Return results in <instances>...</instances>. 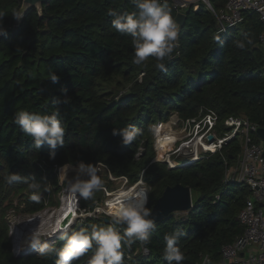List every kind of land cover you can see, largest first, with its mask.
<instances>
[{
  "label": "trees",
  "instance_id": "1",
  "mask_svg": "<svg viewBox=\"0 0 264 264\" xmlns=\"http://www.w3.org/2000/svg\"><path fill=\"white\" fill-rule=\"evenodd\" d=\"M211 2L217 9L225 0ZM20 5L21 0H0L7 32L0 36V264H55L54 255L13 253L7 212L15 208L32 215L56 205L52 195L65 182H61L59 170L79 161L105 167L101 168L107 180L104 187H109L108 174L126 177L130 185L142 180L149 209L167 186L181 184L190 187L191 197L196 193L188 211L171 213L156 223L147 244L135 241L128 247L122 242L125 264H167L162 258L164 235L177 230L183 233L178 244L185 254L182 264H199L204 254L212 263H220L223 245L243 233L238 213L250 194L246 185H223L225 163H235L240 141L235 138L220 153L204 154L185 166L181 164L187 159H181V164L170 168L155 160L151 126L167 122L173 113L182 121L195 118L202 108L218 114L217 132L229 116L264 125V45L258 39L263 25L258 15L243 13L241 23L221 34L214 15L204 5L187 11L184 25L179 26V47L166 61L167 71L161 72L154 67L153 58L134 65L131 38L111 26L108 10L131 12L134 8L128 0H47L41 17L31 8L15 26ZM167 5L175 20L177 13L170 0ZM216 35L219 41H215ZM245 36L254 44L243 50L235 48L234 41ZM50 72L60 78L58 83L50 81ZM62 89L70 98L67 103L62 102ZM55 108L60 111L65 137L64 146L50 160L49 146L36 149L13 118L20 110L51 114ZM130 124L141 129V135L124 146L112 131ZM9 173H19L29 182L34 176L49 190L39 202L32 201L26 183L4 180ZM24 191L23 207H14L9 195ZM104 198L102 189L91 199L79 198L78 206L93 210ZM111 220L105 215L84 218L67 234ZM62 243L57 238L53 244L59 248ZM91 255L90 250L72 264H88Z\"/></svg>",
  "mask_w": 264,
  "mask_h": 264
},
{
  "label": "clouds",
  "instance_id": "2",
  "mask_svg": "<svg viewBox=\"0 0 264 264\" xmlns=\"http://www.w3.org/2000/svg\"><path fill=\"white\" fill-rule=\"evenodd\" d=\"M134 10L120 13L109 9L107 15L112 17L111 26L116 31L131 38L132 63L137 66L143 65L149 58L156 63L154 67L161 72H166V61L173 58L174 51L179 47V25L171 15V9L167 0H128ZM4 13L0 12V36H6L7 32L3 26ZM21 16L14 15L19 20ZM264 19V17H261ZM219 41V35L214 37ZM251 37L245 36L243 40L234 41L237 49L243 50L246 45H253ZM17 50H20L17 48ZM50 81L58 83L59 77L50 72ZM64 95L63 103L68 102L67 90L62 89ZM61 101H57L59 103ZM13 122L20 128L21 132L31 137L33 146L41 149L47 144L49 146V159L54 160L55 150L64 146L65 128L61 123L58 108L52 110L51 114H40L20 110L14 114ZM154 131V129H152ZM113 136H119L124 146L132 144L141 135V129L134 125L123 128H113ZM194 162V161H192ZM99 169L92 163L85 164L79 161L76 165V174L66 184L65 190L74 197L79 196L85 200L91 199L97 191L104 187L103 180L98 175ZM45 180L46 178H41ZM4 180L12 184L23 181L28 185L31 192L30 199L39 202L43 192L49 190L47 184L42 185L33 176L29 178L19 173H9ZM143 202L137 205L128 201H121L119 207L112 212V220L106 225H90L70 235L63 232L59 236L62 246L57 248L55 244H49L39 239H30V246L40 256H55V264H72L90 250L92 255L88 264H125L122 242L130 247L135 241L142 244L149 242V231L156 226L155 219L150 218L152 211L147 205V193L140 191ZM116 226H122L120 228ZM182 232L166 233L164 235L165 247L163 249V260L167 264H182L185 254L178 246ZM30 252H14L16 256L29 254Z\"/></svg>",
  "mask_w": 264,
  "mask_h": 264
},
{
  "label": "built area",
  "instance_id": "3",
  "mask_svg": "<svg viewBox=\"0 0 264 264\" xmlns=\"http://www.w3.org/2000/svg\"><path fill=\"white\" fill-rule=\"evenodd\" d=\"M176 13H186L189 10H197L200 5H204L215 17L217 23V33L226 34L231 28L243 21V13L254 12L258 15L263 25V30L258 39L264 45V0H225L222 7L214 9L211 0H170ZM176 115L175 113L171 114ZM157 122L154 132L163 127L172 128L175 123H179L183 130L192 127L197 135V143L193 153L186 155L185 159L195 157V161L208 153H220L223 145L234 140L240 141L241 151L236 157L234 164L225 163L223 185L228 183L246 185L250 194L245 200L243 208L238 213V220L243 227V233L237 236L231 243L223 245L221 248V260L225 264H264V141L258 136L257 130L264 128L251 122L245 117L229 116L222 121L219 126L218 114L210 109L202 108L197 117L185 121ZM168 126H167V125ZM191 135V133H188ZM212 136V140L208 137ZM167 137V136H165ZM192 139L185 144H190ZM157 157V156H156ZM155 157V160L157 159ZM184 160V159H183ZM157 161L167 162L170 168H175L179 160L171 161L161 159ZM71 166V165H67ZM103 165L100 163L97 168L100 170ZM105 168V167H104ZM110 180H120L123 185L133 187L142 180H138L130 186L126 177L116 178L108 174ZM218 199L219 196L217 195ZM116 199V198H115ZM114 199V200H115ZM107 206V204H106ZM80 208L78 207L77 210ZM99 212L98 205L93 210L87 208L80 209L82 218H95ZM104 214H107L104 212ZM107 216V215H106ZM143 255H147V250L142 249ZM199 264H220L212 263L207 254L201 256Z\"/></svg>",
  "mask_w": 264,
  "mask_h": 264
},
{
  "label": "rangeland",
  "instance_id": "4",
  "mask_svg": "<svg viewBox=\"0 0 264 264\" xmlns=\"http://www.w3.org/2000/svg\"><path fill=\"white\" fill-rule=\"evenodd\" d=\"M172 119L176 121V119H177L176 115L170 116L169 122L172 121ZM152 129H154L153 126H151V133H152V136L154 139L153 140L154 141V149H155V154L157 156V157L155 156L157 158L156 160H161V159L167 160L169 158V160H171V161H175V160L180 161L181 159H185V157H187L186 155H189V154L194 152L195 143H197L196 142L197 141V135L195 134V130L192 127H190L187 130H183V128L177 122V123H175V125L172 126V128L167 127L165 133H163L162 136H160L158 134V132H157L158 130L156 132H154ZM188 133H191V135H189ZM164 134H166V135H164ZM165 136L172 137L173 141L171 143H169L168 144L169 146L167 147V149L165 151H163V149H164L163 146L161 147V150L158 149V143H159L158 139L163 138ZM191 139H192V142L190 144H185ZM59 174H60L61 182H64V181L65 182H64L60 192L58 194L52 195L51 201H53L54 203H57L56 205H48L44 210H42L38 213H34L32 215H25L21 212H18L19 210L15 209V208H11L8 210L7 214H8V219H9V223H10L9 233H10V240L12 242L11 246H12L13 253L14 252L17 253V251L19 252V250L22 247V240H21L22 235L19 234L18 235L19 237H17V239H15L16 234H17L16 230L19 229V225H20V223H22V221L24 222L30 218H35L36 216H40L41 218H43V222L47 221V222H51L50 224H52L53 220L56 219V217L58 216L59 210L62 206V200L65 197H70V195H72L71 193H68L65 190V188H66V184L76 174V166H65L59 170ZM98 175H100V177L103 180V183L105 185L107 183V180L105 178V172L100 169L98 171ZM107 179L109 182V187L108 186L103 187V194L105 197L104 198L105 201L102 204H98L99 212L96 214V216L101 217L102 215H105V216L107 215L106 217L112 218L111 213H110L111 216L108 214H104V212L107 213L106 204L109 203L111 200H114L115 198H117L118 194L120 192H122L124 190H128L131 187H128V185H123L122 181H120V180H115V181L110 180L111 178H109L108 175H107ZM130 186H133V185H130ZM140 188H143L147 193V187H146L144 182L142 183V185H140ZM26 193H27V191H24L20 195L14 194V193H11L9 195L13 199L12 203H13L14 207H18L19 209H21L23 207V204H20V203H21V200L23 199V196ZM195 196H196V193H193L192 199L195 198ZM76 198H77L78 204H79V198L80 197L77 196ZM79 212H80V209L77 210V216L75 217V219H73L69 229L72 227L73 224L79 222V220H81V219H84L80 216ZM46 234L47 235H45V236L43 235L41 237V239H42V241H46L50 245L53 244L56 241V239L59 238V236L61 235L60 232H56V234H51L49 232H46ZM26 252L33 253V252H37V251L32 248L30 250H27Z\"/></svg>",
  "mask_w": 264,
  "mask_h": 264
},
{
  "label": "bare ground",
  "instance_id": "5",
  "mask_svg": "<svg viewBox=\"0 0 264 264\" xmlns=\"http://www.w3.org/2000/svg\"><path fill=\"white\" fill-rule=\"evenodd\" d=\"M163 127L158 129V134L160 136L165 133L163 132ZM166 135V134H164ZM173 141L172 137H163L158 139V149L161 150V147L163 146V151L167 149L169 146L168 144ZM162 151V152H163ZM161 152V153H162ZM192 161H195V157H191L187 159L181 166L189 165L192 163ZM143 182H139L137 185L133 186L132 188L128 190H124L118 194V197L115 200H111L109 203H107V214L110 215L112 212L115 211L117 207H119V203L121 201H128L130 200L133 203H136L139 205L143 202V196L140 195V191L143 188H140V185H142ZM144 190V189H143ZM144 192H146L144 190ZM77 196L70 195V197H65L62 200V206L59 210L58 216L56 219L53 220L52 224L51 222L44 221L43 218L40 216H36L35 218H30L26 221H22L19 225V229H17V234L15 239L19 237L18 235H22V247L21 250L23 252H26L27 250L32 249L30 246V239H39L42 241L41 237L44 235H47L46 232H49L51 234H56V232L65 231L66 228L63 227L61 221L65 215H73L74 219L77 216V209H78V200L76 198ZM111 216V215H110ZM21 251V252H22ZM18 252V251H17Z\"/></svg>",
  "mask_w": 264,
  "mask_h": 264
},
{
  "label": "water",
  "instance_id": "6",
  "mask_svg": "<svg viewBox=\"0 0 264 264\" xmlns=\"http://www.w3.org/2000/svg\"><path fill=\"white\" fill-rule=\"evenodd\" d=\"M47 0H21V5L15 15L21 16L19 20L15 19V26H18L26 12L35 8L39 17L42 16L43 4L46 3ZM187 16L186 13H177L175 16V21L179 26H183L185 19ZM258 136L264 141V128H259L257 130ZM209 140H212V136L208 137ZM192 207V197H191V189L188 186H183L181 184H176L174 186H167L162 192L161 196L158 198L156 203L152 206V216L150 218L155 219V222L158 223L164 217L168 216L171 213L175 212H184L188 211ZM74 219L73 215H65L63 217L61 223L67 232L71 223ZM220 264H225L223 260L220 261Z\"/></svg>",
  "mask_w": 264,
  "mask_h": 264
}]
</instances>
